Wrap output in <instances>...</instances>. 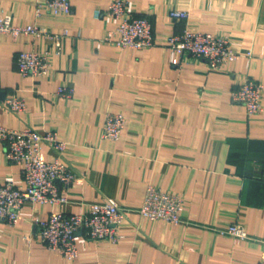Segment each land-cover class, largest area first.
<instances>
[{
    "label": "crops",
    "instance_id": "crops-1",
    "mask_svg": "<svg viewBox=\"0 0 264 264\" xmlns=\"http://www.w3.org/2000/svg\"><path fill=\"white\" fill-rule=\"evenodd\" d=\"M39 0H0V14L15 27L39 29L0 34V87L24 102L19 111L0 101V126L52 131L65 143L62 160L76 180L65 204L27 202L15 224L0 221V264H258L264 260V97L248 115L232 99L253 79L264 86V0H127L135 16L153 27L150 47H117L105 39L117 21L113 0H70L54 15ZM180 8L189 18L175 21ZM99 11V14H96ZM186 26L227 38L236 57L218 69L185 56L170 61L165 43ZM57 34L60 47L48 35ZM21 50L44 54L48 69L21 76ZM121 113L117 140L103 135L105 118ZM58 152L43 144L41 156ZM23 187L21 166L6 157L0 140V183ZM149 185L178 194L180 222L146 220L138 213ZM111 197L123 207L119 238L76 236L68 259L38 238L35 223L51 211L74 213ZM238 223L246 238L222 233Z\"/></svg>",
    "mask_w": 264,
    "mask_h": 264
},
{
    "label": "built area",
    "instance_id": "built-area-1",
    "mask_svg": "<svg viewBox=\"0 0 264 264\" xmlns=\"http://www.w3.org/2000/svg\"><path fill=\"white\" fill-rule=\"evenodd\" d=\"M42 8L54 15H66L71 11L70 0H39L37 14ZM96 11V14H99ZM107 13L117 23L105 34V39L117 47L145 48L155 43L154 31L146 16H135L127 0H113ZM175 21L188 19V12L180 8H171L168 12ZM20 31L39 33V29L28 25L18 28L13 25L10 14H0V34H16ZM54 46L60 47L57 34L48 35ZM170 61L179 63L185 56L204 59L210 69H218L225 62L236 57L226 37L211 32H204L186 26L179 33H171L165 41ZM18 72L21 76H39L48 69V60L44 54L33 50H21L16 56ZM264 86L256 80L247 79L240 83L232 93V99L244 106L248 115L262 110ZM12 111L24 108L22 99L12 95L3 101ZM125 126V117L121 113L109 114L103 125V135L107 139L120 138ZM0 140L5 144L6 157L20 164L24 186L17 187L11 181L0 183V221L15 224L19 213L27 202L65 204L67 191L76 180L74 171L62 160L65 143L52 131L40 133L31 128L21 130L0 126ZM49 144L58 156L46 160L41 156L43 144ZM182 200L174 192L163 190L153 185L146 188L138 213L146 220H164L170 223L180 222ZM125 219L123 207L111 197L90 202L86 210L68 213L51 211L43 218L35 220L38 238L49 249L61 250L64 257L71 259L77 256L76 236L92 239L119 238V228ZM222 233L236 238H246L244 226L233 223ZM132 264V263H129ZM258 264H264L261 260Z\"/></svg>",
    "mask_w": 264,
    "mask_h": 264
},
{
    "label": "water",
    "instance_id": "water-1",
    "mask_svg": "<svg viewBox=\"0 0 264 264\" xmlns=\"http://www.w3.org/2000/svg\"><path fill=\"white\" fill-rule=\"evenodd\" d=\"M6 92L0 87V101L5 100Z\"/></svg>",
    "mask_w": 264,
    "mask_h": 264
}]
</instances>
